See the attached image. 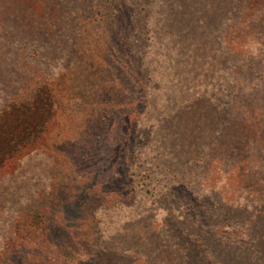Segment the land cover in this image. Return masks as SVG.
Returning a JSON list of instances; mask_svg holds the SVG:
<instances>
[{"label": "rangeland", "instance_id": "obj_1", "mask_svg": "<svg viewBox=\"0 0 264 264\" xmlns=\"http://www.w3.org/2000/svg\"><path fill=\"white\" fill-rule=\"evenodd\" d=\"M37 82L0 264H264V0H0V104Z\"/></svg>", "mask_w": 264, "mask_h": 264}, {"label": "trees", "instance_id": "obj_2", "mask_svg": "<svg viewBox=\"0 0 264 264\" xmlns=\"http://www.w3.org/2000/svg\"><path fill=\"white\" fill-rule=\"evenodd\" d=\"M57 106L58 99L52 86L38 82L26 86L16 96L0 104V168L41 137ZM223 256L210 260L209 264H226ZM188 259L185 257L183 264H206L204 260Z\"/></svg>", "mask_w": 264, "mask_h": 264}]
</instances>
